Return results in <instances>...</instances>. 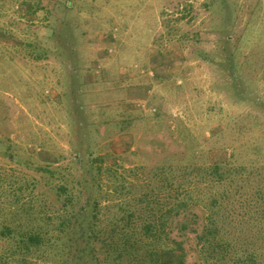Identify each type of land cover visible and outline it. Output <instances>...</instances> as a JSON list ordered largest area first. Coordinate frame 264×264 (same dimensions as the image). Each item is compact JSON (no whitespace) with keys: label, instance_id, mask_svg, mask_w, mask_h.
I'll return each mask as SVG.
<instances>
[{"label":"rangeland","instance_id":"1","mask_svg":"<svg viewBox=\"0 0 264 264\" xmlns=\"http://www.w3.org/2000/svg\"><path fill=\"white\" fill-rule=\"evenodd\" d=\"M174 197L184 264L214 225L264 264V0H0V221L46 246L94 224L101 264Z\"/></svg>","mask_w":264,"mask_h":264},{"label":"trees","instance_id":"2","mask_svg":"<svg viewBox=\"0 0 264 264\" xmlns=\"http://www.w3.org/2000/svg\"><path fill=\"white\" fill-rule=\"evenodd\" d=\"M214 170L216 172L219 171V169ZM218 177L220 180L222 175L219 174ZM168 186L172 188L175 185L170 183ZM61 191H64V188H61ZM172 191L177 190L172 189ZM150 197L149 194V199ZM149 199H143L141 202L143 201L145 203L144 207L150 208L149 211L152 212V207H150L152 202ZM171 204L172 207L166 209L164 212L161 211V208L155 211L154 216L150 219L145 214L142 215L140 213L138 217H141V221H139L138 225L133 224L131 226L130 224H126L122 227L115 226L110 230L111 234H115L118 237L108 236L102 242L107 255L101 264H184L186 257L184 241L170 239L166 243L161 239L166 228V223L165 221L161 222L160 218H184L186 212H188V209H186L188 204H185L183 200H179L178 197H174ZM139 210L141 212V208ZM130 215L134 214L131 213ZM53 222L54 218L49 221L50 225L54 226L51 224ZM58 224H60V228L57 230V239L55 236H51V246H46L47 242L44 241V235L39 234V232L22 234L15 227H10L8 224L0 221V264H30V259L36 253H40V255L49 254L52 255L54 260H57L62 257L61 255L66 250L70 256H65L69 260H65L63 264H86V260L82 261V257L87 256L86 247L89 243L91 244L90 251L93 249L94 243L90 238L97 234L94 224L80 232L82 234L80 240L83 239L84 241L80 246H78L79 242L74 243L73 240L71 242L68 241V243L62 246L59 240H64L63 234L66 235L65 225H63V222L61 225L60 219ZM176 225L179 232L188 229V225L185 223L177 222ZM219 229L217 225L209 226L206 233L202 234L201 242H197V245H199L198 250L204 254L200 258V264L254 263L256 259L255 255L247 250L246 241L238 240L239 243L235 242V244L232 240H224L221 236H217L220 233ZM47 231H44V233ZM132 234L138 235L139 239H132ZM59 246L62 247L59 248ZM49 250L51 251L49 252ZM115 251L118 255L114 257L109 256L110 252ZM227 251L230 257L227 255ZM91 264L100 263L95 260Z\"/></svg>","mask_w":264,"mask_h":264}]
</instances>
